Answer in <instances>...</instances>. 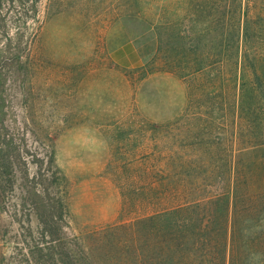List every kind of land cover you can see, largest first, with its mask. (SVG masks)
<instances>
[{
  "label": "rangeland",
  "instance_id": "rangeland-1",
  "mask_svg": "<svg viewBox=\"0 0 264 264\" xmlns=\"http://www.w3.org/2000/svg\"><path fill=\"white\" fill-rule=\"evenodd\" d=\"M123 16L152 26L135 68L105 46ZM1 158L0 264H49L52 172L71 238L156 211L166 168L193 204L252 196L264 229V0H0Z\"/></svg>",
  "mask_w": 264,
  "mask_h": 264
},
{
  "label": "trees",
  "instance_id": "trees-1",
  "mask_svg": "<svg viewBox=\"0 0 264 264\" xmlns=\"http://www.w3.org/2000/svg\"><path fill=\"white\" fill-rule=\"evenodd\" d=\"M2 159L0 186L6 188L9 178L16 177L14 166L1 165ZM49 162L53 163V155ZM174 177L171 168L161 171L159 194L152 202L158 209L145 219L71 238L61 228V223L69 218L67 192L63 189L66 183L52 172L48 215L42 222L47 226L43 234L49 237V247L44 248L47 254L40 255L37 262L47 259L49 264H264V229L243 228L257 211L250 203L252 196L231 193L234 197L224 196L225 205L214 199L207 203L198 199L193 204L180 199V186ZM242 204H248L246 214L240 209ZM209 208L218 211L213 214ZM40 248L35 246L31 252L42 251Z\"/></svg>",
  "mask_w": 264,
  "mask_h": 264
},
{
  "label": "crops",
  "instance_id": "crops-1",
  "mask_svg": "<svg viewBox=\"0 0 264 264\" xmlns=\"http://www.w3.org/2000/svg\"><path fill=\"white\" fill-rule=\"evenodd\" d=\"M152 26L140 16H123L105 33V46L113 61L135 68L143 62L142 43L151 34Z\"/></svg>",
  "mask_w": 264,
  "mask_h": 264
}]
</instances>
